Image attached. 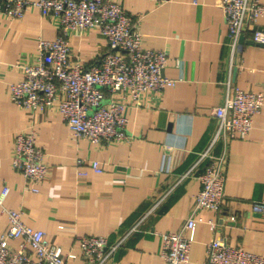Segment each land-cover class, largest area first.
<instances>
[{"label":"crops","instance_id":"0c3cea01","mask_svg":"<svg viewBox=\"0 0 264 264\" xmlns=\"http://www.w3.org/2000/svg\"><path fill=\"white\" fill-rule=\"evenodd\" d=\"M110 1L140 15L142 46L168 52L163 75L176 84L145 107L129 109L130 142L96 147L75 138L55 107L30 117L10 100V84L22 79L13 66L34 62L40 38L59 36L55 22L36 8L20 20L0 19V190L9 187L5 206L20 208L23 221L60 246L68 264H87L76 236H103L116 242L157 204L107 264H164L159 234L178 231L192 211L200 186L196 174L182 177L215 129L212 110L223 102L227 82L264 94V47L250 44L251 32L246 30L234 77L221 0H169L160 6L150 0ZM255 27L264 32V16ZM69 44L73 57L87 65L108 50L95 31L71 33ZM30 125L50 169L38 193L26 189L11 159L15 134ZM78 159L86 162L85 176L77 174ZM93 161L99 162L100 173L91 169ZM262 200L264 107L250 134L229 144L221 210L196 213V223L187 232L191 240L187 264H203L206 246L216 236L226 238L230 246L264 254V219L252 212L253 203ZM213 218L215 230L208 225ZM7 229L0 210V235Z\"/></svg>","mask_w":264,"mask_h":264},{"label":"built area","instance_id":"2783aa9c","mask_svg":"<svg viewBox=\"0 0 264 264\" xmlns=\"http://www.w3.org/2000/svg\"><path fill=\"white\" fill-rule=\"evenodd\" d=\"M150 1L160 6L169 0ZM34 8L53 20L60 34L54 40H38L34 62L13 66L22 79L10 84L12 104L30 117L55 107L75 138L96 147L130 142L129 109L145 107L149 100L159 98L176 84V80L163 75L168 52L144 48L140 15L130 14L120 3L110 0H0V19L20 20ZM220 9L227 26V56L233 71L237 68L239 39L246 30L251 32L252 42L264 43V32L255 27L264 16V5L261 0H221ZM91 31L98 33L108 50L94 64L87 65L73 57L69 36ZM263 107L262 92L226 83L223 102L212 110L215 129L182 177L196 174L200 186L193 196L192 211L178 231L159 234V257L164 264L189 262L191 240L187 232L196 223V213L221 210L229 144L234 138L243 139L250 134ZM11 159L25 179L26 189L38 193L50 169L45 152L37 144L33 125L15 134ZM76 165L78 176H85L86 162L78 159ZM90 167L101 172L97 161L91 162ZM8 194L9 187L5 185L0 190V210L7 218L8 229L0 235V264H68L60 246L47 239L45 232L23 221L20 208L5 206ZM156 205L116 242L110 243L103 236H76L82 260L87 264L109 263ZM252 212L264 219V200L254 202ZM208 225L215 230V218L208 220ZM203 264H264V254L230 246L226 238L216 236L206 246Z\"/></svg>","mask_w":264,"mask_h":264},{"label":"water","instance_id":"95a60500","mask_svg":"<svg viewBox=\"0 0 264 264\" xmlns=\"http://www.w3.org/2000/svg\"><path fill=\"white\" fill-rule=\"evenodd\" d=\"M244 43V37H241L240 39H239V45L241 46L242 44ZM250 44H252V45H257V46H261V47H264V43H256V42H249ZM236 72H237V68H235L234 70H233V74H234V77H235V75H236Z\"/></svg>","mask_w":264,"mask_h":264}]
</instances>
